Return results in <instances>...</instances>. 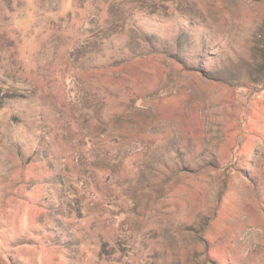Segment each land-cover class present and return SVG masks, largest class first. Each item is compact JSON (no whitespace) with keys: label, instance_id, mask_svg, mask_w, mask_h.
I'll return each mask as SVG.
<instances>
[{"label":"rangeland","instance_id":"rangeland-1","mask_svg":"<svg viewBox=\"0 0 264 264\" xmlns=\"http://www.w3.org/2000/svg\"><path fill=\"white\" fill-rule=\"evenodd\" d=\"M0 264H264V0H0Z\"/></svg>","mask_w":264,"mask_h":264}]
</instances>
